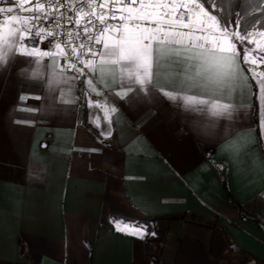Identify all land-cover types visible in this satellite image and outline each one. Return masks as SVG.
<instances>
[{"label": "crops", "instance_id": "obj_1", "mask_svg": "<svg viewBox=\"0 0 264 264\" xmlns=\"http://www.w3.org/2000/svg\"><path fill=\"white\" fill-rule=\"evenodd\" d=\"M10 6L0 14V264H264V92L241 55L245 82L218 101L188 87L183 45L153 57L144 85L100 56L73 79L60 49L55 60L7 50L10 28L32 26ZM115 217L148 233L117 231Z\"/></svg>", "mask_w": 264, "mask_h": 264}, {"label": "snow or ice", "instance_id": "obj_2", "mask_svg": "<svg viewBox=\"0 0 264 264\" xmlns=\"http://www.w3.org/2000/svg\"><path fill=\"white\" fill-rule=\"evenodd\" d=\"M9 4L13 0H7ZM121 4H126L127 15L124 14V8H120V14L111 11V14L101 13L97 17V22L89 18L83 25L76 21L77 29L83 31L86 40L80 41L79 44H73V33L68 31V41L65 47L70 51L63 53L64 67L68 71L78 72L79 76H73V79H79L84 75L82 69L76 67L71 57H75L77 62L85 63L81 57L90 56L91 59L86 61L88 67H91L96 56H100L101 60L112 59L114 63H120L123 67L134 68L143 74V78H138L137 83L144 85L149 82L152 75L153 57L165 50L173 51L174 45H183L187 54L185 61H192L189 65L191 74L188 77V87L196 89L200 94L212 97L215 100L229 99L231 92L240 85H243L245 78L243 77L244 69L238 61L240 50L237 48L236 42H229L228 37H234L239 42L242 50V63L249 65L248 72L254 69L250 66L249 56L252 50L244 45V41L253 35L252 32L246 31L241 35L239 32L232 31L234 24L240 29V18L237 15L230 20L217 9V0H180L173 2L170 6L161 0H121ZM39 14L26 17V20H32L34 23L31 27L10 28L6 40L5 47L11 51L15 46L25 48L26 51L21 53L28 57L35 55L52 56L56 58V53L51 49L41 50L40 45L44 44L47 37H53L49 43L55 49H61L59 34L54 30L60 27V20L67 19L72 23V16L65 13H59V9L66 7L71 9V4L61 3V0H55V3L48 6L37 0ZM103 8L104 5L102 4ZM54 8L59 15L53 19L52 25L47 28L38 25L41 20L47 22L54 13L50 10ZM31 11V9H26ZM13 13V7L6 9L0 7V14ZM107 17V18H106ZM9 21L15 22L20 18L15 15L7 17ZM167 25V28L164 27ZM91 29L95 33L90 32ZM264 27V25H261ZM32 28H37L33 33ZM187 29V31H183ZM41 33H46L41 35ZM264 36V32H260ZM80 36V31L76 32L75 39ZM39 37V44L29 49V45L24 43L25 40L35 42ZM252 41H249L251 43ZM99 46V47H96ZM47 48V46H45ZM264 61V57H257ZM29 61H25L28 63ZM182 63V62H181ZM251 63H256L253 59ZM264 76V73H261ZM253 79L257 77L253 76ZM260 92H264V79H259ZM183 83V82H182ZM88 84H92V80H88ZM131 90V88H129ZM165 95L171 96L170 93ZM175 99V97H172ZM195 99V97H191ZM199 103H207L199 101ZM224 110L230 114L233 106L229 104L223 105ZM116 230L126 232L133 235L143 236L148 233V229L137 221L125 222L124 218L115 217ZM154 235V233H152Z\"/></svg>", "mask_w": 264, "mask_h": 264}, {"label": "built area", "instance_id": "obj_3", "mask_svg": "<svg viewBox=\"0 0 264 264\" xmlns=\"http://www.w3.org/2000/svg\"><path fill=\"white\" fill-rule=\"evenodd\" d=\"M118 0H67V4H71V9H67L66 7H62L59 9V13H65L67 11V15L72 16V23H69L67 19L60 20V27L58 29L54 30L58 32L59 34V41L61 42V51L62 54L64 52L70 51V48L65 47V42L68 41L69 37L67 35L68 31L71 30L73 33V44H79L80 41L86 40V37L83 34L82 28L77 29L76 21L78 20L80 25H83L89 18H91L94 22H97V17L101 13H107L111 14V11L115 10V4H117ZM40 3H43L45 5V10H48V6L50 4L55 3V0H40ZM61 3H65V0H61ZM104 5L102 8L101 5ZM13 5L15 6L17 12L19 14H24L27 17L39 14V11L37 7V0H13ZM26 9H31V11H26ZM54 15L49 18L47 22L41 20V24L37 27L43 26L47 28L49 25H52L53 19L56 18L58 13H56V10L54 8L50 9ZM107 18V17H106ZM31 24L34 23V21L30 20ZM90 32L92 34L95 33L94 29H91ZM33 33L37 31V28H32ZM80 31V36L78 39H75L76 32ZM41 35H45L46 33H41ZM53 37H47L44 41L43 45H40V48H46L47 49H54V47L49 43ZM24 43L29 45V48L36 47L37 44H39V37H36L35 42L31 40H25ZM97 47V46H96ZM90 56H84L81 57L82 61H86L87 59H90ZM73 63H76V66H83L84 63H80L76 61L75 57H71Z\"/></svg>", "mask_w": 264, "mask_h": 264}, {"label": "trees", "instance_id": "obj_4", "mask_svg": "<svg viewBox=\"0 0 264 264\" xmlns=\"http://www.w3.org/2000/svg\"><path fill=\"white\" fill-rule=\"evenodd\" d=\"M216 6L218 11L230 20L237 15L239 16L241 21L240 29H237L233 24V27L238 31L245 32L253 26L264 28L261 27V25H264V0H217ZM224 184L232 204L241 212L243 208L228 190L226 178H224Z\"/></svg>", "mask_w": 264, "mask_h": 264}, {"label": "rangeland", "instance_id": "obj_5", "mask_svg": "<svg viewBox=\"0 0 264 264\" xmlns=\"http://www.w3.org/2000/svg\"><path fill=\"white\" fill-rule=\"evenodd\" d=\"M153 2H156V0H153ZM161 2H166L169 4V6L173 3V2H180V0H161ZM147 3V0H146ZM13 4V3H12ZM7 2V0H0V7L3 8H7V7H11ZM123 7L124 8V14L127 15V6L126 4H121V0L117 1V4H115V11L117 13V15L120 14V8ZM186 30L187 29H183ZM232 31L233 32H239V34L243 35L245 34V32H241L238 31L237 29H235L232 25ZM248 32H252L253 35L251 37H249L248 39H246L244 41V45H246L249 49L252 50L251 55L249 56V61H250V66L252 69H254L253 72H251V74L255 77H257V79H255L256 82L259 81V79H264V76L261 75V73H264V61H262L261 59H258L257 57H264V36L260 35V32H264V28H260L257 26H253L251 28H249L247 30ZM233 42L237 43V48L240 50V55H241V59L243 56V50L242 47L240 45L239 42L235 41L234 37H230ZM249 41H252L251 43H249ZM253 59H256V63H251V61ZM245 66L248 68L249 65ZM255 82V84L257 85V83ZM259 83V82H258ZM257 89H258V85H257Z\"/></svg>", "mask_w": 264, "mask_h": 264}]
</instances>
